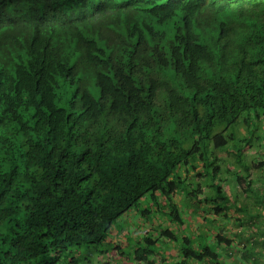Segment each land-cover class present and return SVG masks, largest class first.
Segmentation results:
<instances>
[{"label": "clouds", "instance_id": "1", "mask_svg": "<svg viewBox=\"0 0 264 264\" xmlns=\"http://www.w3.org/2000/svg\"><path fill=\"white\" fill-rule=\"evenodd\" d=\"M150 3L163 11L149 10ZM199 4L180 0L176 8L170 0H19L17 24L0 20V116L11 120L17 89L24 91L25 105H47L39 114V130L49 147L54 146L46 168L54 171L60 155L72 153L68 180L79 185V177L93 173L92 181L79 190L82 196L91 188L102 202L88 221L93 242L85 235L81 246L61 256L59 264H264V43L257 48L262 38L240 23L246 16L264 21V0H235L231 11L219 17L213 0ZM189 20L193 27L199 25L201 39L193 36ZM220 20H225L222 33L216 31ZM158 21H166V38L152 27ZM21 49L27 56L18 60ZM100 49L105 50L103 58ZM257 59L259 64L250 63ZM197 64L210 72L198 71ZM55 77L72 82L65 93L66 99L71 96L70 120L56 110ZM213 89L212 97L200 96ZM192 94L199 98L193 101ZM242 109L244 119L238 120ZM226 141L227 150L219 147ZM189 150L205 154L210 164L218 158L226 178L222 185L230 189L229 207L239 206L243 212L212 223L202 219L211 214L209 198L217 193L204 187L196 195L199 181L181 174ZM118 153L141 167L118 162ZM146 156L160 167L145 163ZM80 158L83 166L77 163ZM168 171L172 176L161 179ZM177 175L183 186L173 205L157 209L153 203L150 220L130 210L120 218L130 223L103 231L117 204L122 206L148 184L165 186ZM219 182L209 179L204 184ZM204 199L209 203L202 204ZM173 207L183 216V225L169 217ZM146 227L151 231H144ZM165 228L175 240L161 234ZM37 231H25L15 248L8 247V237L0 239V264H41L38 254L44 241L37 240ZM184 238L191 244L185 245ZM186 247L200 259L182 254ZM43 255L54 260L59 245Z\"/></svg>", "mask_w": 264, "mask_h": 264}, {"label": "trees", "instance_id": "2", "mask_svg": "<svg viewBox=\"0 0 264 264\" xmlns=\"http://www.w3.org/2000/svg\"><path fill=\"white\" fill-rule=\"evenodd\" d=\"M170 2L173 3L174 7L179 8L180 0H170ZM205 2L206 0H200L199 6H203ZM234 2L235 0H231V3L230 0H213V4L217 9V17L221 14L229 13ZM18 3L19 0H0V20L11 19L10 26L16 25L20 19L16 15L19 11L17 8ZM146 7L149 10L155 7L163 11V7L155 3H150ZM224 23L225 20H220L216 25V31L218 33L223 32L220 25ZM240 23L245 28H253L255 30L253 35L262 38L256 42V47H261L262 43H264V21L259 20L255 16H246L240 19ZM193 25L194 22L189 20L188 26L192 28L193 36L199 40L201 39L199 25H195L194 27ZM152 27L158 30L163 38L167 37L166 21H158ZM143 31L148 38L152 37V33L148 32L146 28ZM196 47H200V45L197 44ZM99 54L103 58L105 50L100 49ZM26 56L27 52L21 49L20 53L17 54V59H25ZM250 63L259 64L260 60H253ZM29 67L31 66L29 65ZM196 67L198 71H203L205 74L210 72V69L200 68L198 64ZM55 79L58 82V85L53 89V95L57 97L54 101L56 110L66 112L65 120H70L72 112L68 111V109L71 107V96L66 99L65 93L71 88L72 82L65 83L62 77H55ZM77 91L78 89L74 90L72 96ZM187 91L185 89V92ZM16 93L19 94V100L11 108V120L0 116V239L8 237V247L15 248L17 243L21 241L25 231L32 232L38 230L37 240L44 241V248L38 254L41 264H59L61 256L73 247L81 246V241L85 235L90 238L89 243L93 242L94 229L91 228L88 221L91 214L96 211L97 206L101 205L102 202L99 200L97 193L91 188L83 193L82 196L79 190L80 186L87 185L92 181L93 173H85L84 176L79 177V185H74L73 182L68 180L69 167L73 163L72 153H62L59 158V164L54 171L46 168L50 158L49 154H54V146L49 147V142L45 134L39 130V114L44 112L47 105H42L39 109H36V106L30 103L25 105L23 102L24 91L17 89L14 95ZM213 95L214 89L200 93V96L206 99ZM198 98L196 94H192L191 96L193 101ZM5 112L7 114L8 110H5ZM243 113L244 110L242 109L240 116L236 119L243 120ZM48 115H52L51 111ZM13 126L16 128L15 132H13ZM167 131L168 129L165 128V134ZM49 132H51V128H49ZM157 132H160V129H157ZM25 135L28 137L27 141L24 139ZM228 143L226 141L223 145H219V147L227 150ZM194 156L195 160L193 161L192 158ZM217 159H214L213 164H210L205 154L201 153L197 156L195 152L189 150L185 153V158L182 162L183 167L180 170L181 174L190 173L192 180L199 181L196 185V195H201L204 187L217 193V196L209 198L213 204L211 214L202 217L208 223H212L217 217L228 220L233 213H241L244 211L239 206L229 207L231 203L229 200L230 189L226 186L224 187L222 184L221 186L204 184L208 175L211 176V180H214L217 172L220 171L221 167L214 164ZM116 160L124 163L126 166L133 164V167H141L138 164H134L130 156L125 159L124 155L118 153ZM144 162L150 163L152 167H160L158 163L152 160L151 156H146ZM77 163L83 166L84 159L80 158ZM66 165L69 167H66ZM170 167L175 169L176 163H171ZM38 168H46V170L43 173L33 174L34 170ZM170 176H172V172L168 171L165 177L161 179ZM182 186L180 175H177L175 179H168L167 185L165 186H161L158 183L148 184L147 187H143L142 191H137L134 196L125 198L122 201V206L121 204H117L114 216L105 225L103 231L109 232V229L113 225L122 229L125 223L130 222L120 218L126 212L133 209L139 213V218L144 217L146 220H150L154 215L153 203H155L157 209H160L163 204L173 205V201L179 195ZM209 199H204L202 204L209 203ZM74 200L76 201L75 203H73ZM142 201L143 208L140 207ZM200 210L203 211L204 209L201 208ZM168 215L175 222L181 225L184 224L183 216L174 207L172 211H169ZM195 218L197 220L200 219L198 215ZM249 219L254 220L255 218L250 217ZM117 221H121L119 227L116 226ZM235 222L236 226H241L239 215L236 216ZM144 231H151V228L146 227ZM161 234L167 236L169 239L175 240V236L167 228L163 229ZM108 238L111 240L113 237ZM221 238L222 234H218L217 239ZM199 239L202 240L203 236ZM147 242L149 243L148 252L151 254L154 251V244L151 238ZM183 242L185 245L191 244V240L187 238H184ZM57 244L59 245L60 255L55 257L54 260L45 259L43 255L44 251L48 247L55 248ZM113 247L118 248L115 245ZM205 250L210 252L211 248L205 246ZM4 251L6 252L7 250L4 249ZM182 254L195 256L197 259H200L199 254L193 252L191 247H186ZM211 259L215 260L214 254ZM150 264H154V262H150Z\"/></svg>", "mask_w": 264, "mask_h": 264}, {"label": "rangeland", "instance_id": "3", "mask_svg": "<svg viewBox=\"0 0 264 264\" xmlns=\"http://www.w3.org/2000/svg\"><path fill=\"white\" fill-rule=\"evenodd\" d=\"M243 116H244V115H242V117H243ZM226 158H227V157H226ZM217 161H218V159L215 160L216 163H214V164H217V165H219V166L221 167L220 163L217 162ZM222 171H223V169L221 168L220 171L217 172V174H216V176H215V179H214L213 181L215 182L216 180H219L220 182H219V183H215V185H220V186H221L222 181L226 180V178L223 177V176L221 175V172H222ZM210 177H211V176L208 175V177H206V178H207L206 181H208V180L210 179ZM217 177H218V178H217ZM116 226H119V224L117 223Z\"/></svg>", "mask_w": 264, "mask_h": 264}]
</instances>
